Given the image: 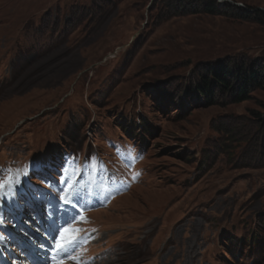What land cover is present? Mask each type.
I'll return each instance as SVG.
<instances>
[{
	"label": "rangeland",
	"instance_id": "obj_1",
	"mask_svg": "<svg viewBox=\"0 0 264 264\" xmlns=\"http://www.w3.org/2000/svg\"><path fill=\"white\" fill-rule=\"evenodd\" d=\"M260 13L264 0H0V179L49 154L131 166L140 182L90 214L97 264H264Z\"/></svg>",
	"mask_w": 264,
	"mask_h": 264
},
{
	"label": "snow or ice",
	"instance_id": "obj_2",
	"mask_svg": "<svg viewBox=\"0 0 264 264\" xmlns=\"http://www.w3.org/2000/svg\"><path fill=\"white\" fill-rule=\"evenodd\" d=\"M63 171L64 168L62 166L60 171L61 176H63ZM25 176L27 177V173H25ZM21 183L22 181L19 179V174H17L16 178H13L10 175L7 180L0 179V196H3L5 192H8L9 196L11 197V201L8 206L9 213L15 212V209L11 206V204L15 203L18 197H21V199H23V194L18 192V187ZM60 183L65 185V187L60 190L62 193L61 200L64 207L58 206L57 211L64 214H69L72 211H76L77 215H79V209L82 206L77 205V203L75 202L74 193L70 191L72 186L68 184L66 179H62ZM64 193H67V195H63ZM42 196L43 193L34 194V198H39ZM5 199H7V197H5ZM23 206L24 205L21 203H16V208H22ZM49 207H51V205H49ZM2 208L3 205H0V209ZM49 214L54 215L55 213L50 212ZM7 218V215L2 210H0V223H2ZM81 219H83V217H81ZM72 220H75V217H72ZM80 231L81 229L69 228H61L57 230V235L52 237L53 247L45 249L47 252H56L60 255V259L56 261V264H62L63 260L69 259L75 255V252L77 251V245L79 244L81 239V237L77 235V233H79ZM41 247H45V245H41Z\"/></svg>",
	"mask_w": 264,
	"mask_h": 264
},
{
	"label": "trees",
	"instance_id": "obj_3",
	"mask_svg": "<svg viewBox=\"0 0 264 264\" xmlns=\"http://www.w3.org/2000/svg\"><path fill=\"white\" fill-rule=\"evenodd\" d=\"M204 12L207 13V14H210V15H213V14H216L217 13V9L214 7L213 4L209 5V7H206L204 9ZM261 18L264 19V14L263 13H260L258 14ZM240 18H243L244 20H251L252 19V16L251 14H248L246 12L242 13V15L240 16ZM261 71H263V66H259ZM222 71H221V74L222 75H225L226 73H229L230 70L229 68H226V69H223L221 68ZM241 74V76L243 77V80H249L248 77L245 75V74H242V71L239 72ZM214 75V74H213ZM260 76V72L259 71H255L254 75H253V81L251 80L250 82H252V85H262L264 84V78L261 79L259 78ZM216 81L224 88L226 87H229V83L228 81H223L222 79H219L218 76H216ZM242 90H240V92L237 93V98L235 100L236 103H240V102H243L245 101L246 99V95H245V92H241Z\"/></svg>",
	"mask_w": 264,
	"mask_h": 264
},
{
	"label": "bare ground",
	"instance_id": "obj_4",
	"mask_svg": "<svg viewBox=\"0 0 264 264\" xmlns=\"http://www.w3.org/2000/svg\"><path fill=\"white\" fill-rule=\"evenodd\" d=\"M110 261V260H109ZM104 263V262H103ZM106 263V262H105Z\"/></svg>",
	"mask_w": 264,
	"mask_h": 264
}]
</instances>
